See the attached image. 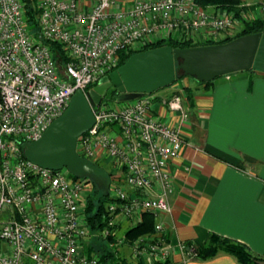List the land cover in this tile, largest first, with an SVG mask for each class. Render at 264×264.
<instances>
[{"label": "built area", "instance_id": "1", "mask_svg": "<svg viewBox=\"0 0 264 264\" xmlns=\"http://www.w3.org/2000/svg\"><path fill=\"white\" fill-rule=\"evenodd\" d=\"M31 2L37 35L26 22V0H0V264H101L85 250L97 234L112 236L118 250L126 247L121 256L130 264L165 263L170 243L158 216L170 211L168 166L184 142L180 90L92 106L94 123L77 137L75 150L109 166L107 216L99 231L92 232L82 208L89 180L26 159L21 143L37 139L76 90L85 93L111 71L121 51L166 38L218 41L237 32L238 19L195 0ZM45 41L63 46L65 63L53 58ZM158 104L176 116L173 125L159 117ZM143 212L154 216L153 231L133 239L119 234Z\"/></svg>", "mask_w": 264, "mask_h": 264}, {"label": "crops", "instance_id": "2", "mask_svg": "<svg viewBox=\"0 0 264 264\" xmlns=\"http://www.w3.org/2000/svg\"><path fill=\"white\" fill-rule=\"evenodd\" d=\"M263 3L240 0L256 16H262L255 7ZM188 76L153 91L164 95L180 90L186 111L180 127L184 142L168 166L170 211L158 216L170 243L168 260L138 264H239L222 250L206 258L188 252L212 232L264 257V71L224 73L209 85ZM184 86L190 88L191 100ZM156 111L170 125L176 122L159 104Z\"/></svg>", "mask_w": 264, "mask_h": 264}, {"label": "water", "instance_id": "3", "mask_svg": "<svg viewBox=\"0 0 264 264\" xmlns=\"http://www.w3.org/2000/svg\"><path fill=\"white\" fill-rule=\"evenodd\" d=\"M251 68L264 71V31L238 35L225 42L173 48L162 44L135 51L85 93L76 90L71 94L65 109L37 139L21 143L23 155L51 170L65 167L74 176L90 179L106 194L110 181L107 169L81 157L75 145L77 137L94 123L92 106L100 103L108 86L113 85L117 100L124 101L170 85L177 72L209 81L224 73ZM257 264H264V259Z\"/></svg>", "mask_w": 264, "mask_h": 264}, {"label": "trees", "instance_id": "4", "mask_svg": "<svg viewBox=\"0 0 264 264\" xmlns=\"http://www.w3.org/2000/svg\"><path fill=\"white\" fill-rule=\"evenodd\" d=\"M195 2H197L198 4L204 7L210 5L232 13V15L236 17L238 21L241 23L240 29L233 36H227L224 37V39L218 41H193L190 39L184 40V39L166 38V39H160V41L155 40L150 43L147 42V44H144L140 50L160 46L162 44H169L173 48V47H187V46H194L200 44L225 42L238 35H242V34L248 35V33L264 31L263 17L252 14V17L250 19H241L240 11L242 8L238 7V5L240 4V0H195ZM24 9H25L26 22L29 28L31 29V31L33 32V34H36L38 28L36 21L37 11L36 9H34V4L32 2L26 3ZM45 42L47 46H49L53 58L57 60L60 64L65 63V61L67 60L66 58L67 54L65 53L63 46L57 42H52V41H45ZM132 52L133 51H121L120 54H118L119 59L115 67L119 66L123 61H125V59ZM115 67H113V69ZM184 76L187 75L183 74L182 72H177L174 82H176L177 80L181 79ZM192 78L196 79L195 77ZM196 81L200 84H205V85H209L212 82V80L200 81L198 79H196ZM182 90L186 92V97L189 100H191L192 95L190 88L188 87L186 88V86H184ZM115 91H116L115 89H112L111 94L112 97L115 98L116 101H118L117 94L115 93L116 94L115 95L113 93ZM96 164L103 166L105 169L109 168V166H106L105 163H102L100 161H96ZM88 180L91 182L90 179ZM91 183H92L91 190L84 194L82 208L84 212L85 221H87L92 232H96L102 228L105 222L107 211H106V207L104 206L106 201L108 200V196L107 194H103V192L93 182ZM153 217L154 216L151 213L143 212L142 217H140L141 219L139 221L126 227L123 230L125 238L133 239L138 235L153 231L154 220H155ZM112 241H114V238L112 236H108L104 238L97 234L91 237L90 241L85 245L86 246L85 250L87 252L96 253L98 255L97 257L99 258L101 264H130L126 261L125 257L121 256L118 247L116 245L110 244ZM219 250L232 254L239 262V264H257L258 260L264 259V257L254 255L250 251H248L249 249L246 247L244 243L232 239L230 240V238L228 237L213 232L210 233L208 239H206L205 242L191 247L192 254H194L199 258L210 257Z\"/></svg>", "mask_w": 264, "mask_h": 264}, {"label": "rangeland", "instance_id": "5", "mask_svg": "<svg viewBox=\"0 0 264 264\" xmlns=\"http://www.w3.org/2000/svg\"><path fill=\"white\" fill-rule=\"evenodd\" d=\"M238 7H240V8H242L241 9V11H242V13H247V14H249L250 15V13H251V9L249 10H246V8H245V6L244 5H241V4H239L238 5ZM256 10V9H255ZM260 12L262 13V16L261 17H263L264 18V9L263 10H260ZM242 13L240 12V17H241V19H246V18H244L243 17V15H242ZM239 24V27H235V29H234V31L236 30V31H238L239 30V28H240V22H238ZM177 74V73H176ZM223 75V74H222ZM220 76V75H219ZM188 77H190V76H188ZM190 79H191V77H190ZM193 79V78H192ZM163 88V87H162ZM162 88H160V89H162ZM111 92H112V90H111V87H108L107 89H106V91H105V93H104V95H103V97H102V99H101V101L103 102V103H105L106 105H112V104H122V103H125V101L126 100H124V101H116L115 100V98H113L112 97V94H111ZM106 164V166H108V164L107 163H105ZM88 183V185H89V187H88V189H87V192L88 191H90L91 190V187H92V183L89 181V182H87ZM128 226H130V223H124L121 227H120V229L118 230V232H119V234L121 233V231L122 230H124L126 227H128ZM128 252V250H127V248L126 247H121L120 249H119V253L120 254H125V253H127ZM123 257H125L124 255H123Z\"/></svg>", "mask_w": 264, "mask_h": 264}, {"label": "flooded vegetation", "instance_id": "6", "mask_svg": "<svg viewBox=\"0 0 264 264\" xmlns=\"http://www.w3.org/2000/svg\"><path fill=\"white\" fill-rule=\"evenodd\" d=\"M108 87H111V90L112 89H115L114 87H113V85H110V86H108ZM116 92V91H115ZM115 92H113L114 94H115ZM116 95V94H115Z\"/></svg>", "mask_w": 264, "mask_h": 264}]
</instances>
